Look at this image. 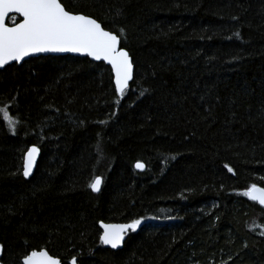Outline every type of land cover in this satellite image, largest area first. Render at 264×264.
Listing matches in <instances>:
<instances>
[{
    "label": "trees",
    "instance_id": "trees-1",
    "mask_svg": "<svg viewBox=\"0 0 264 264\" xmlns=\"http://www.w3.org/2000/svg\"><path fill=\"white\" fill-rule=\"evenodd\" d=\"M62 3L119 37L133 79L118 97L86 58L0 70L18 120L13 135L0 118L1 264L40 249L61 264H264V209L243 195L264 188V0ZM134 220L120 250L101 244L100 223Z\"/></svg>",
    "mask_w": 264,
    "mask_h": 264
},
{
    "label": "snow or ice",
    "instance_id": "snow-or-ice-1",
    "mask_svg": "<svg viewBox=\"0 0 264 264\" xmlns=\"http://www.w3.org/2000/svg\"><path fill=\"white\" fill-rule=\"evenodd\" d=\"M18 18L22 19L17 22ZM119 44L117 35L104 30L94 18L66 10L62 0H0V69L12 62L19 65L25 58L36 54L78 53L109 64L116 95L123 97L128 82L133 79V63L130 54ZM116 103L119 104V100ZM0 118L9 132L15 135L18 120L9 114L6 107L0 108ZM37 154L38 149L32 147L24 156L22 174L25 179L32 173ZM135 167L143 170L145 165L137 162ZM225 167L233 172L232 168ZM101 183L102 178L95 177L89 184L91 191L98 192ZM243 195L264 206V188L252 185ZM140 223L134 220L123 225L101 224V244L118 248L126 230L134 232ZM2 252L3 246L0 245V254ZM21 264H60V261L50 256L46 249H40L24 255ZM72 264H77V261L73 259Z\"/></svg>",
    "mask_w": 264,
    "mask_h": 264
},
{
    "label": "water",
    "instance_id": "water-1",
    "mask_svg": "<svg viewBox=\"0 0 264 264\" xmlns=\"http://www.w3.org/2000/svg\"><path fill=\"white\" fill-rule=\"evenodd\" d=\"M19 20H21L22 18H18ZM19 22V21H18ZM7 23H8V21H7ZM118 39H119V37H118ZM120 40V39H119ZM119 47L121 48V43L119 44ZM65 56H69V57H74V58H86V59H88L89 61H91V62H93V63H102L103 65H105L106 67H108L110 70H111V74H112V76H113V73H112V69H111V66L109 65V64H107V63H105L104 61H94V60H92L90 57H87V56H84V55H80V54H78V53H45V54H36V55H34V56H31V57H27V58H25V61H27L28 59H33V58H38V57H65ZM25 61H23V62H25ZM22 62V63H23ZM21 63V64H22ZM14 64H16L15 62H12V63H10L9 65H6L5 67H7V66H11V65H14ZM16 65H18V64H16ZM20 65V64H19ZM4 69V68H3ZM3 69H0V70H3ZM131 81L132 80H130L129 82H128V86L130 85V83H131ZM113 84H114V76H113ZM114 86H115V84H114ZM128 88V87H127ZM32 147H36L37 149H38V154H37V157H36V162H35V164H34V166H33V169H32V173H31V175L29 176V178L28 179H25L24 178V176H23V174H22V176H23V178L25 179V180H29L31 177H32V175H33V173H34V171H35V168H36V165H37V162H38V159H39V156H40V150H39V148L37 147V146H35V145H32V146H30V147H28L27 148V150H26V152H25V154L27 153V151H28V149H30V148H32ZM25 154H24V156H25ZM23 162H24V157H23ZM136 165V164H135ZM135 169L136 170H138V171H143V170H140V169H137L136 167H135ZM22 173H23V164H22ZM251 201V200H250ZM252 202H254V203H256V204H258L260 207H262L263 209H264V206H261L258 202H256V201H252ZM101 224H106V225H123V224H117V223H100V225ZM100 225H99V227H100ZM100 230H101V235L103 234V229L100 227ZM128 231H130V229H128V230H126V233L124 234V238H123V240L121 241V244H120V246L118 247V248H116V249H112L110 246H107V245H103L105 248H107V249H110V250H114V251H117V250H120L121 248H122V246H123V243H124V241H125V239H126V234H127V232ZM1 255L2 254H0V259H1ZM54 258V257H53ZM57 259V258H56ZM0 264H1V262H0ZM61 264V263H60ZM72 264V263H71Z\"/></svg>",
    "mask_w": 264,
    "mask_h": 264
}]
</instances>
